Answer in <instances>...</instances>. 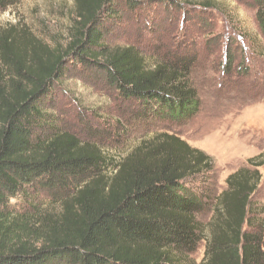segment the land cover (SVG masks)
Wrapping results in <instances>:
<instances>
[{
  "label": "trees",
  "instance_id": "trees-1",
  "mask_svg": "<svg viewBox=\"0 0 264 264\" xmlns=\"http://www.w3.org/2000/svg\"><path fill=\"white\" fill-rule=\"evenodd\" d=\"M156 1L73 0L66 45L16 26L0 29V264H191L203 242L200 264H264V219L252 203L264 154L218 194L213 158L177 134L158 133L115 161L45 111L76 61L102 71L149 127L194 120L202 106L196 57L167 52L150 64L135 47L105 44L119 3ZM18 2L0 0V12ZM253 2L264 36V0ZM44 191L59 207L44 206ZM20 198L26 206L14 203Z\"/></svg>",
  "mask_w": 264,
  "mask_h": 264
},
{
  "label": "rangeland",
  "instance_id": "rangeland-1",
  "mask_svg": "<svg viewBox=\"0 0 264 264\" xmlns=\"http://www.w3.org/2000/svg\"><path fill=\"white\" fill-rule=\"evenodd\" d=\"M209 3L216 8H205ZM74 13L73 0H19L0 12V29H28L46 43L66 45ZM110 48L135 47L152 64L167 52L197 58L193 74L201 99L198 116L185 125L138 121L139 107L122 100L106 75L92 66L69 62L45 111L58 127L81 141L98 145L107 159L120 161L141 141L158 133L177 134L215 161V189H226L227 178L264 154V36L253 0H160L131 7L118 4V18L105 34ZM231 61L228 76L223 64ZM227 62V63H228ZM253 196L256 215L264 219V166ZM44 206L59 207L48 191ZM20 198L14 203L26 206ZM21 209V208H20ZM204 216L203 222L210 221ZM203 242L190 262L205 257Z\"/></svg>",
  "mask_w": 264,
  "mask_h": 264
}]
</instances>
